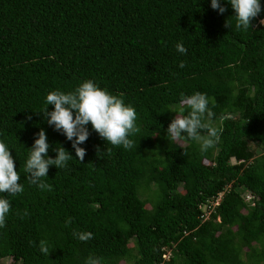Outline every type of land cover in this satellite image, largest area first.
Listing matches in <instances>:
<instances>
[{"label": "trees", "instance_id": "obj_1", "mask_svg": "<svg viewBox=\"0 0 264 264\" xmlns=\"http://www.w3.org/2000/svg\"><path fill=\"white\" fill-rule=\"evenodd\" d=\"M220 3L223 14L211 0H0V141L24 187L14 197L0 193L11 204L0 258L264 264V0L248 30L235 28L229 0ZM88 79L135 108L140 132L125 150L89 123L81 162L40 111L50 91H74ZM197 91L214 113L205 121L222 130L205 153L186 134L173 143L166 132L176 113L189 111L181 112V94ZM41 128L50 157L59 145L73 156L67 167L49 166L51 191L24 172Z\"/></svg>", "mask_w": 264, "mask_h": 264}, {"label": "clouds", "instance_id": "obj_2", "mask_svg": "<svg viewBox=\"0 0 264 264\" xmlns=\"http://www.w3.org/2000/svg\"><path fill=\"white\" fill-rule=\"evenodd\" d=\"M231 7L235 10V28L248 30L251 28V21L262 11L260 0H229ZM211 7L223 14L226 8L221 5L220 0H211ZM264 24V19L260 21ZM225 27H232L229 20H226ZM177 51L186 54L187 49L183 43L175 45ZM183 68V61L179 65ZM46 107L43 113L47 123L54 126V129L61 132L72 142L75 154L82 162L86 150L80 147L90 135L87 125L112 146H122L125 150L136 147L135 142L130 139L131 135L140 132L136 125L137 113L135 108L126 104L117 95L110 93L107 89L99 87L93 80L82 81L74 91L64 92L60 90L50 91L46 95ZM54 105L49 111L48 105ZM180 104L189 111L187 115L176 113L167 127V138L170 142L178 143L185 134L191 140L197 142L201 153L213 148L220 139L221 129L212 126L205 121V116L213 118L214 113L209 108V100L205 93L195 92L191 95L181 94ZM30 118V117H29ZM49 143L43 128L36 134V138L28 153L24 172L26 178L33 185L41 190H52V186L44 182L43 178L48 176L49 166L55 165L58 169L67 167V162L73 157L63 146L59 145L54 149L55 158L48 155ZM97 149V153L99 152ZM111 153V148H106ZM186 155V152L184 153ZM21 176L18 173L14 158L7 145L0 141V193H7L9 196H16L24 191L20 183ZM248 194V193H246ZM245 198V197H244ZM11 209L9 199L0 197V227L6 225V217ZM27 214V213H26ZM72 218L66 220V226L70 225ZM72 235L80 241H88L93 238L91 232L73 231ZM30 243H33L30 241ZM39 249L44 255H49L50 248L45 240L39 242ZM168 252L162 257L167 258ZM86 264H99V261L90 257Z\"/></svg>", "mask_w": 264, "mask_h": 264}, {"label": "rangeland", "instance_id": "obj_3", "mask_svg": "<svg viewBox=\"0 0 264 264\" xmlns=\"http://www.w3.org/2000/svg\"><path fill=\"white\" fill-rule=\"evenodd\" d=\"M246 197V194H243ZM0 264H13L10 257L0 258ZM16 264V263H15Z\"/></svg>", "mask_w": 264, "mask_h": 264}, {"label": "built area", "instance_id": "obj_4", "mask_svg": "<svg viewBox=\"0 0 264 264\" xmlns=\"http://www.w3.org/2000/svg\"><path fill=\"white\" fill-rule=\"evenodd\" d=\"M245 196H246L245 199H249L250 198V195L249 194H246ZM214 203H216V201Z\"/></svg>", "mask_w": 264, "mask_h": 264}]
</instances>
